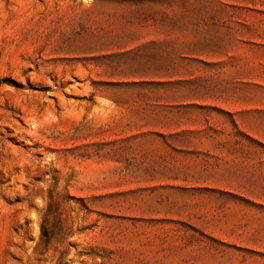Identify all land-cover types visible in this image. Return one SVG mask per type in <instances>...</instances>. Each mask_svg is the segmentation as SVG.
<instances>
[{
  "label": "rangeland",
  "instance_id": "rangeland-1",
  "mask_svg": "<svg viewBox=\"0 0 264 264\" xmlns=\"http://www.w3.org/2000/svg\"><path fill=\"white\" fill-rule=\"evenodd\" d=\"M0 264H264V0H0Z\"/></svg>",
  "mask_w": 264,
  "mask_h": 264
},
{
  "label": "trees",
  "instance_id": "trees-1",
  "mask_svg": "<svg viewBox=\"0 0 264 264\" xmlns=\"http://www.w3.org/2000/svg\"><path fill=\"white\" fill-rule=\"evenodd\" d=\"M44 236L49 239V237L52 235L47 231V232H44Z\"/></svg>",
  "mask_w": 264,
  "mask_h": 264
}]
</instances>
